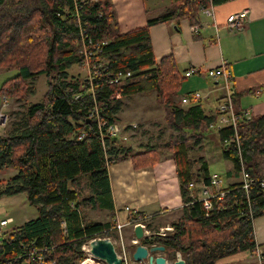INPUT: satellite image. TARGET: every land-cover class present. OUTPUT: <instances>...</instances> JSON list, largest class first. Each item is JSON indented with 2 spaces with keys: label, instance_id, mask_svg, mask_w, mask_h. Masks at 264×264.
Wrapping results in <instances>:
<instances>
[{
  "label": "trees",
  "instance_id": "16d2710c",
  "mask_svg": "<svg viewBox=\"0 0 264 264\" xmlns=\"http://www.w3.org/2000/svg\"><path fill=\"white\" fill-rule=\"evenodd\" d=\"M225 1L172 0L164 11L148 16L145 26L120 33L108 0H0V69L16 70L1 84L0 95L6 103L8 98L25 103L32 92L30 81L40 75L46 80L41 100L26 104L0 134V169L16 170L1 194L24 193L37 212L21 225L0 231V264H22L31 249L42 254L43 264H78L84 259L83 244L95 236H110L113 222L86 220L83 207L112 211L108 166L126 158L134 168L151 166L160 159L161 148L152 144L138 151L124 148L118 141L122 129L101 138L88 113L97 106L106 123L103 130L119 124L122 99L135 94L154 93L168 126L178 132L163 146L175 163L183 202L170 235L146 236L140 243L163 245V254L171 260L178 250L185 264H216L256 245L263 248L254 241L252 221L264 214L259 182L264 177V115L238 122V146L231 139V126L214 128L223 158L232 163L229 175H239L243 166L254 181L248 196L240 182L224 186V196L212 199V215L205 217L202 203L195 200L196 190L188 183L210 185L212 173L205 161L195 170L198 160L189 151L210 129L216 109L208 115L199 101L175 104L173 97L186 76L172 55L155 60L149 35L152 25L175 19L198 24L203 7ZM96 44L100 52L94 55L90 73L87 69L85 76L71 74L70 68L84 61V49L93 55ZM119 73L131 76L112 81ZM139 216L143 214L136 212L128 218Z\"/></svg>",
  "mask_w": 264,
  "mask_h": 264
},
{
  "label": "crops",
  "instance_id": "0c3cea01",
  "mask_svg": "<svg viewBox=\"0 0 264 264\" xmlns=\"http://www.w3.org/2000/svg\"><path fill=\"white\" fill-rule=\"evenodd\" d=\"M108 1L115 12L117 29L124 33L145 26L148 16L161 13L171 5L172 0ZM243 10H247L243 26L238 30H230L226 26L227 17ZM191 26L190 21L184 18L149 27L155 60L172 55L181 73L191 67H198L203 72L224 61L233 77L234 109L247 112L249 117L264 115V0H227L214 5V21L200 14L198 31H191ZM189 80L195 88L186 87L183 90V84ZM195 91L202 94L203 98L199 102L203 112L208 115L215 113L216 105L212 102L217 104L221 95L216 81L204 73L186 77L179 90L182 94L177 96L181 98ZM3 125L0 121V126ZM128 147L134 150L131 145ZM195 148L204 149L202 139L189 151L190 156ZM198 157L202 159L197 158L196 170L205 161L203 155ZM107 171L113 207L112 211H107L112 214L118 212L119 218L123 219L121 221H125L127 216L125 206L143 214L151 231L171 225L178 217L183 202L175 163L170 156H162L153 165L143 168H134L130 158H126L109 165ZM230 171H226L227 183L224 186L240 182L238 175H229ZM252 227L254 241L264 249V214L253 219ZM128 230L130 239L132 232L130 234ZM249 259L255 261L251 253L245 250L224 257L216 264H249L246 263Z\"/></svg>",
  "mask_w": 264,
  "mask_h": 264
},
{
  "label": "rangeland",
  "instance_id": "374dc122",
  "mask_svg": "<svg viewBox=\"0 0 264 264\" xmlns=\"http://www.w3.org/2000/svg\"><path fill=\"white\" fill-rule=\"evenodd\" d=\"M208 20V19H206ZM73 47H79L78 43L73 42ZM87 64L86 61H82L80 66H72L70 68L71 74H79L80 76L87 75ZM15 69H0V87L1 84L9 77L15 75ZM30 85L32 88V92L28 95L25 103L23 101L16 100L14 98H8L7 103H4V97L0 95V113L4 114V117H1V123L4 125L0 126V134H4L5 130L9 129L11 124L14 123L24 111L26 104L35 103L41 100L45 90H46V80L43 75L36 77V79L30 81ZM188 87L189 89L195 88V85L191 80L185 82L183 84V90ZM220 92H222L220 90ZM216 92V93H220ZM182 92L178 93L180 96ZM174 96L175 104L180 105V97ZM178 97V98H177ZM215 105L216 102H212ZM218 103V102H217ZM185 106V105H184ZM216 109V106H215ZM165 109L161 103H159L155 99L154 93L152 94H135L122 99L121 110L118 112V116L120 117V123L118 126L120 130L122 129L120 136L118 137L119 144L124 148L128 146H132L135 149L140 150L145 145L149 144L156 145L160 147V157L170 155V152L163 146L165 142H167L170 138H176L178 136V132L171 129L168 126L167 120L165 118ZM4 120V121H3ZM124 137V139L122 138ZM204 149L195 148L191 152V157L194 159L202 157H198L203 155L205 162L208 164V169L210 173H217L220 176L222 181L221 187L224 186L227 182L226 171L232 170V163L228 160L224 159L222 156V148L219 144V136L216 133L214 128H210L206 131H203L201 136ZM145 146V147H146ZM164 154V155H163ZM196 170V164L193 165ZM16 174V170L12 167H4L0 169V194L4 190L6 184H8L9 179ZM240 180L241 177L238 175ZM196 187V186H195ZM223 188V187H222ZM196 190V189H194ZM196 190V194H197ZM131 210V208H130ZM125 221L122 218L120 219L118 216V212L115 211L114 214L108 212L105 209H97L92 208L90 206L83 207L84 218L89 221H112L113 227L115 226V221L113 217H117L116 221L125 224L129 218L128 215H131L128 211ZM36 208L30 205L25 198L24 193H18L15 195H0V220L4 218H12V222L3 228V230H9L15 226L21 225L25 219H29L36 215ZM121 215V214H120ZM115 219V218H114ZM158 219V218H157ZM143 222H146L143 220ZM127 226V225H125ZM123 227L121 233L123 234V238L126 242H129L127 235L131 234V228ZM132 227V225H130ZM135 227V226H134ZM150 230L151 226H146V228ZM134 229V228H133ZM109 237L119 239L117 232L112 230ZM87 242L83 245H86ZM116 250H118V246H115ZM135 248V247H132ZM251 253V251H249ZM84 254V259H82L78 264H85L89 257H87L86 253ZM92 255V254H91ZM252 256V255H251ZM165 257V256H164ZM254 258V256H252ZM255 259V258H254ZM95 260V259H94ZM254 261V260H253ZM249 259L246 263L249 264H259L257 260L253 262ZM95 264H106L105 262L97 259L94 261Z\"/></svg>",
  "mask_w": 264,
  "mask_h": 264
},
{
  "label": "built area",
  "instance_id": "2783aa9c",
  "mask_svg": "<svg viewBox=\"0 0 264 264\" xmlns=\"http://www.w3.org/2000/svg\"><path fill=\"white\" fill-rule=\"evenodd\" d=\"M200 12L202 15H205L206 17H209L210 19L214 21V5L212 3H210L207 7H203ZM246 14H247V10H243L239 13L229 15L227 17L226 26L230 30L240 29L243 26V22H244L243 18L246 16ZM198 29H199L198 24L191 26V31L193 32L198 31ZM95 48H96V51L94 52L93 55L92 54L88 55V53L84 49V56H85L84 60L86 61V64H87L86 67L89 73H90V65H92V62L94 61V55L100 52V45L96 44ZM89 58H92V60H89ZM93 66H95V68L98 69L99 65L94 63ZM94 73L98 74V72H95V71ZM201 73H204V75H206L207 77L211 78L212 80H215L216 83L219 85V90L222 91L219 97L220 100L218 101L216 105V113H217L216 119L209 123V127L215 128V127L231 126L233 128V136H231V139L235 141L238 146L239 140H238V134H237V124L243 117H249V116H248V113L245 111H236L234 109L233 96H232L233 77L231 75L229 68L227 67L224 61H221L219 65L212 67V68H208L204 70L203 72L198 67H191L189 69L187 68L184 71V76L189 77V76H192L195 74H201ZM130 76H131V73H126V74L119 73L116 76H114L112 81L124 80ZM202 98H203L202 94L200 92L195 91V92L187 93L181 96L180 102L182 104H188L190 101H199ZM4 103L6 104L5 99H4ZM99 114H100L99 110L97 106H95L88 113V117L93 118L95 120L98 126V130H99V134L101 138H105V136L117 135L121 131L117 123L109 124L103 130L102 127L106 123L100 118ZM2 116L4 117V114L0 113V121L3 119V118L1 119ZM107 158H108V155H106V159ZM239 175L241 177L240 188H242L245 191V195L248 196L249 195L248 188L253 183L254 180L246 172L243 166L241 167ZM259 182H260L261 187L264 189V177L260 178ZM221 183L222 181L220 179V176L216 173H212L210 175V185H205L203 182H195V181H191L188 183V188L190 190L196 189L198 191L195 200L200 201L202 203V206L205 210V217L207 218L210 217L213 212L212 199H216L217 201H220V199H222V197L225 194V191L221 187ZM124 210L128 211L130 214L136 213L135 210H130L128 206H125ZM114 218L113 220L116 223L114 227H111V230H114L117 232L119 239L117 238L114 239L109 236L108 237L111 239V242L113 243L114 247L116 245L119 247L118 250H116L115 248V251H116L117 256L122 260V264H148V256L150 254L148 252L147 257L141 261H136L132 258V252L134 248L126 244L125 239L123 238V234L121 233V230L123 229L125 225H129V226L132 225V227L131 226L130 227H131V230H133L134 226L139 224L143 229L144 237L150 236V235H157L160 237L168 236L173 232L172 225H165L163 227H158L154 231L148 230L145 224H143V220L146 219L145 216H139L132 220H128L125 224L116 221L117 217L114 216ZM11 222H12V218L1 219L0 220V231L3 230V228L6 227ZM94 238H103V237L95 236L91 238L90 240ZM1 240L2 238L0 237V241ZM88 242L86 245L81 246V251L83 253H86L87 257L90 258L91 255L89 252ZM138 244H141V243L137 240V238L134 237V234L132 231V236L130 238V245L135 247ZM142 245H144L145 247H148V246H152L155 244H142ZM251 255L254 256L255 260H257L259 264H264V249L263 248L256 245L251 251ZM24 256L25 257L27 256V258L22 262V264H30L31 262L43 264L44 262L42 254H38L36 250H33V249L25 253ZM91 258L96 259V260L98 259L96 257H91ZM165 264H173V260L165 257Z\"/></svg>",
  "mask_w": 264,
  "mask_h": 264
},
{
  "label": "water",
  "instance_id": "95a60500",
  "mask_svg": "<svg viewBox=\"0 0 264 264\" xmlns=\"http://www.w3.org/2000/svg\"><path fill=\"white\" fill-rule=\"evenodd\" d=\"M133 234L139 242L144 237L143 229L139 224L134 227ZM88 247L89 252L103 262L107 264H122V260L117 256L115 247L109 237L94 238L88 242ZM164 249L163 245L158 244L148 247L138 244L132 252V258L136 261L144 260L149 252L148 264H165ZM173 264H185V259L178 250L175 251Z\"/></svg>",
  "mask_w": 264,
  "mask_h": 264
},
{
  "label": "bare ground",
  "instance_id": "6f19581e",
  "mask_svg": "<svg viewBox=\"0 0 264 264\" xmlns=\"http://www.w3.org/2000/svg\"><path fill=\"white\" fill-rule=\"evenodd\" d=\"M91 255V253H90ZM91 257H95L94 255H91ZM89 258V260L85 263V264H95L94 261H96V259L94 260L93 258ZM100 260V259H99ZM102 261V260H101ZM107 264V263H106Z\"/></svg>",
  "mask_w": 264,
  "mask_h": 264
},
{
  "label": "flooded vegetation",
  "instance_id": "af4514ba",
  "mask_svg": "<svg viewBox=\"0 0 264 264\" xmlns=\"http://www.w3.org/2000/svg\"><path fill=\"white\" fill-rule=\"evenodd\" d=\"M143 224H145V226H147L146 225V222H143ZM131 228V227H130ZM147 229H148V227H147ZM149 230V229H148ZM131 231H133V230H131ZM135 237V236H134ZM144 238V237H143ZM125 242H126V240H125ZM126 244L128 245V246H130V247H134V246H131L130 245V240H129V242H126ZM142 244V243H141ZM119 248V247H118Z\"/></svg>",
  "mask_w": 264,
  "mask_h": 264
}]
</instances>
